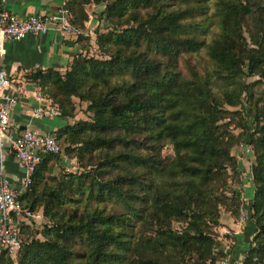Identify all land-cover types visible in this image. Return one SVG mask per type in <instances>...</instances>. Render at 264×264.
<instances>
[{"label":"trees","instance_id":"1","mask_svg":"<svg viewBox=\"0 0 264 264\" xmlns=\"http://www.w3.org/2000/svg\"><path fill=\"white\" fill-rule=\"evenodd\" d=\"M84 1L68 0L71 21L81 28L77 11ZM93 1L105 2L108 18L127 16L132 24L100 32L95 42L88 31L79 33L80 51L64 72L49 67L30 76L63 116L74 115L73 97L87 102L92 117L59 126L57 141L79 158L100 155L92 168L50 184L47 171L62 152H41L18 197L32 213L42 205L51 224L43 238L23 239L22 222L16 260L2 249L0 264H212L227 255L216 246L221 206L235 221L244 202L238 191H226L228 169L237 167L231 149L244 133L254 153L247 221L254 233L239 264H264V105H254L252 127L244 125L242 133L221 122L229 112L224 105H237L248 88L242 76L264 75L263 15L240 0H218L219 32L207 42L200 36L208 26L207 0ZM249 13L255 16L250 41L243 28ZM204 46L214 70L185 77L178 57ZM165 144L172 145L171 156L161 155ZM123 162L145 166L149 180L119 169ZM135 182L144 189L140 209L129 202ZM108 198L128 210L105 212ZM138 222L155 235L134 232Z\"/></svg>","mask_w":264,"mask_h":264},{"label":"rangeland","instance_id":"2","mask_svg":"<svg viewBox=\"0 0 264 264\" xmlns=\"http://www.w3.org/2000/svg\"><path fill=\"white\" fill-rule=\"evenodd\" d=\"M218 0H207L206 5L208 18L206 22L208 23L207 29L204 32L200 33V36L205 38L207 42L214 37L219 32V26L217 24V14H216V3ZM242 3H247L252 6V13L260 12L263 15L264 20V0H240ZM82 8L77 11V15L79 17H83L82 25L84 29L88 28V32L90 33V41H97V35L100 32H106L111 30L112 28H120L125 25L132 24V21L126 22L127 16L123 18L110 19L103 12L105 7V2H95L93 0L84 1L82 3ZM246 14L247 22L244 24V34L248 41H250V30L254 29L253 19L254 17H250L251 15ZM198 19H203L204 16L201 14L196 15ZM89 39V38H87ZM87 43H90L87 40ZM264 67V65H263ZM176 68L186 77H189L192 73V70L197 71L199 74H206L208 72H212L214 70V64L210 60L209 55L207 53V47L204 46L200 49L199 52L196 53H183L177 59ZM63 71V70H62ZM64 72V71H63ZM244 83L248 84V88L244 90L240 96V102L237 105H228L225 104L224 107L229 110L225 118L221 120V122L228 121L229 127L234 134L242 133V129L247 126H251L253 114L256 111L254 105H264V75L260 72L245 74L241 79ZM73 103H75V111L74 115L70 117V120L74 121L76 119L88 118L92 117L91 113L87 111L86 105L87 102L79 101L77 97L72 98ZM235 111V112H234ZM252 127V126H251ZM247 134H242V138L238 140L232 147L231 153L234 155L237 161L236 169H228L227 173V193L231 194L232 191H238L243 199V203L247 205L250 204L251 196L253 194L254 186L253 179L251 173V164L254 161V153L250 144L247 142ZM67 144V143H66ZM66 144L64 143L62 148V153L60 158L56 159L52 162L51 168L47 171L45 181L46 183L53 184L56 179H60L63 176H67V172L70 171H83L89 168H92V163L96 164V159L100 155V152L95 151L93 154H85L83 158H79L74 154V152H68L65 150ZM118 147H120L118 145ZM64 149V150H63ZM119 149V148H117ZM145 151V150H143ZM110 153H113V150H110ZM173 154V148L171 144H165L161 155L162 156H171ZM90 162V163H89ZM92 162V163H91ZM119 169L122 171H133L138 173L139 178L146 177L149 180L151 175H148L145 170L146 167L137 168L133 166L131 163L123 162L119 165ZM115 173V171H114ZM135 185V193L130 198V204L140 209L143 207L144 202L141 198L142 193L144 192L143 186L137 184ZM106 203H102V207L105 208V212L108 213H116L120 211H127L128 207L119 200L108 198L105 200ZM244 208L243 204L240 206ZM226 206L222 205L220 210L221 213H225ZM245 209V208H244ZM81 211V210H80ZM35 214L34 217L29 218L27 221H24V224H27L23 230H21L22 238H30V237H38L43 238V227L44 225L51 224L50 219L43 214V206L39 205L36 210L33 211ZM236 221V220H235ZM175 226L178 223H174ZM245 228V227H244ZM133 231L140 234L143 232L144 235H155V231L151 229L149 226H146L143 222H138L134 227ZM141 231V232H139ZM220 231L216 228V236L220 235ZM137 238V237H136ZM217 240H219L217 238ZM231 239L228 241L230 242ZM17 254V253H16ZM14 260H16V255L13 256Z\"/></svg>","mask_w":264,"mask_h":264},{"label":"built area","instance_id":"3","mask_svg":"<svg viewBox=\"0 0 264 264\" xmlns=\"http://www.w3.org/2000/svg\"><path fill=\"white\" fill-rule=\"evenodd\" d=\"M0 0V250L6 249L14 256L20 248L21 223L34 217L35 214L22 207L19 193L29 187L35 165L43 151L61 153L62 147L57 141L55 130L41 132L30 127L14 129L10 124V109L16 102L11 86L13 77L1 66L5 55V40L22 39L28 34H42L52 29L61 30L77 36L84 29L71 21V11L68 0H62L60 6L53 12H34L27 16L18 15L2 6ZM95 49V47H93ZM65 67L63 70L65 71ZM37 104L33 108L36 116H59L58 107L52 102L44 104L43 95L36 93ZM10 151L17 159L21 170V190L15 188L5 172L4 153ZM249 219V210L241 208L235 226L223 230V235H235ZM226 256L214 260L212 264H236L228 251Z\"/></svg>","mask_w":264,"mask_h":264},{"label":"crops","instance_id":"4","mask_svg":"<svg viewBox=\"0 0 264 264\" xmlns=\"http://www.w3.org/2000/svg\"><path fill=\"white\" fill-rule=\"evenodd\" d=\"M62 0H5L2 6L10 11L27 16L34 12H53L60 6ZM84 31H88L84 29ZM76 36L61 30L52 29L42 34H28L22 39L5 40V55L1 59V66L13 77L8 89L14 90L16 102L10 109V124L14 129L30 127L37 131L47 132L57 129L70 121L68 116H36L33 108L37 104L36 93L41 92L38 84L32 80L31 73L36 69L54 68L62 71L73 56L80 51V43ZM64 71V70H63ZM42 93V92H41ZM43 103L51 100L42 93ZM5 172L12 185L21 190L22 170L13 154L6 150L4 153ZM244 208L249 205L243 203ZM223 224L219 227L221 232L216 246L228 251L234 263L239 264L244 250L252 244L253 227L251 223L243 225L230 242L226 241L223 230L235 226L230 213L222 214ZM245 227V228H244Z\"/></svg>","mask_w":264,"mask_h":264}]
</instances>
